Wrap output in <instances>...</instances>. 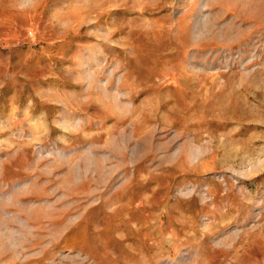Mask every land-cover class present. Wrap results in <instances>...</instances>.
Instances as JSON below:
<instances>
[{"label":"rangeland","instance_id":"1","mask_svg":"<svg viewBox=\"0 0 264 264\" xmlns=\"http://www.w3.org/2000/svg\"><path fill=\"white\" fill-rule=\"evenodd\" d=\"M0 264H264V0H0Z\"/></svg>","mask_w":264,"mask_h":264}]
</instances>
